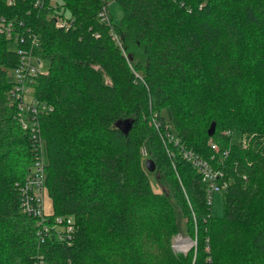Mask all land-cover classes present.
Returning <instances> with one entry per match:
<instances>
[{"label": "trees", "instance_id": "obj_1", "mask_svg": "<svg viewBox=\"0 0 264 264\" xmlns=\"http://www.w3.org/2000/svg\"><path fill=\"white\" fill-rule=\"evenodd\" d=\"M116 1L113 23L108 0H0V264H264V0ZM22 50L46 61L28 84L47 106L45 194L50 216L73 217L70 243L40 241L20 206L35 155L16 116ZM181 145L229 178L222 214ZM181 216L194 243L177 252Z\"/></svg>", "mask_w": 264, "mask_h": 264}, {"label": "built area", "instance_id": "obj_2", "mask_svg": "<svg viewBox=\"0 0 264 264\" xmlns=\"http://www.w3.org/2000/svg\"><path fill=\"white\" fill-rule=\"evenodd\" d=\"M101 16L102 19L109 21L106 14V5H103ZM56 22L59 25H63L68 21L66 18L58 17ZM0 29H5L10 34L12 32L11 22L1 21ZM20 52L21 62L16 70L15 83L16 116L20 126L30 134L35 147L33 163L27 175L18 183L21 210L27 215L36 218L38 223L37 235L40 241H43L47 235L51 234L57 240L70 243L75 229L73 217H64L62 215L50 216V213L44 209L45 155L43 138L40 131L39 113L41 110L46 109L47 106L45 103L38 101L33 93L32 84H28L29 77L42 70L40 68L42 62L27 52V50ZM27 96L29 99L26 98ZM153 123L157 127L160 124L155 115L153 116ZM227 132L230 131L227 130ZM161 137L165 142L178 143L176 136L167 129H165L164 134H161ZM240 141L244 143L245 138L240 137ZM213 146L216 148L215 145ZM166 150L168 153H171V150L167 146ZM180 152L182 157L200 173L201 179L206 185V202L209 206H212L214 193L226 189L229 178L225 176L221 168L213 165L210 159L196 151L181 145ZM36 264H46L43 254L37 255Z\"/></svg>", "mask_w": 264, "mask_h": 264}, {"label": "rangeland", "instance_id": "obj_3", "mask_svg": "<svg viewBox=\"0 0 264 264\" xmlns=\"http://www.w3.org/2000/svg\"><path fill=\"white\" fill-rule=\"evenodd\" d=\"M50 1L52 3H56L59 0H50ZM107 9H108L110 15L112 16V22L113 23H117L118 21H120L122 13H123V10H122L121 5L116 0H108ZM59 17H61V16H59ZM40 68L43 69V70L46 68V61L45 60H42ZM26 98L29 99L28 96ZM155 112L158 113L157 110H155ZM231 132H232V130H230V132H227V133L231 134ZM239 133H240L239 131L234 130L233 133H232V136H230V140L231 141H235V142H240V138H239L240 134ZM241 136L243 137L242 133H241ZM143 154L145 155L143 157V161H144L149 156L147 155V152H145ZM156 173H157L156 172V168H155L154 171H148L149 180H150V183H151L152 187L155 190L162 191L163 188H162V186L160 184V181L158 180V178L156 176ZM44 209L48 213H50L51 209H52L51 199L48 196V194H45V196H44ZM211 211L214 214H217V215L222 214V212H223V201H222V192L221 191H216L214 193L212 206H211ZM181 218H182V216H181ZM180 227H181V232H178L173 237L172 247L177 252H184L188 248L191 247V245L194 243V241H192L191 237L188 235V232L186 231L184 218H182V220H181Z\"/></svg>", "mask_w": 264, "mask_h": 264}, {"label": "water", "instance_id": "obj_4", "mask_svg": "<svg viewBox=\"0 0 264 264\" xmlns=\"http://www.w3.org/2000/svg\"><path fill=\"white\" fill-rule=\"evenodd\" d=\"M129 124H130V122H129ZM213 130H214V123H211V125L208 128V132L209 133H212ZM144 166H145V168L148 171H154L155 168H156V163H155V161L151 157H148V158H146L144 160Z\"/></svg>", "mask_w": 264, "mask_h": 264}]
</instances>
